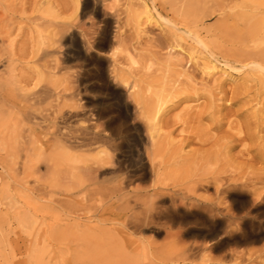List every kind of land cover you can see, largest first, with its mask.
<instances>
[{"label": "rangeland", "instance_id": "1", "mask_svg": "<svg viewBox=\"0 0 264 264\" xmlns=\"http://www.w3.org/2000/svg\"><path fill=\"white\" fill-rule=\"evenodd\" d=\"M74 1L0 0V264H264V83L221 70L264 0Z\"/></svg>", "mask_w": 264, "mask_h": 264}, {"label": "bare ground", "instance_id": "2", "mask_svg": "<svg viewBox=\"0 0 264 264\" xmlns=\"http://www.w3.org/2000/svg\"><path fill=\"white\" fill-rule=\"evenodd\" d=\"M141 1H142L141 5L144 9L147 19L150 20V19L159 17L156 11V8L154 6V3L152 1L151 2H149L148 0H141ZM74 2H75V8H78L79 0H75ZM93 2L95 3V5L101 8V10L102 9L104 10V8L106 7V0H94ZM107 13L108 12H105V15H108ZM48 15H51V12L49 9H45L44 11H42L40 15V19L44 21L45 17ZM240 18L244 20L250 19L249 16L245 13H241ZM46 21L44 22V24L48 23ZM166 22H169V21H166ZM251 22L252 24L247 29V35H248L247 39L253 42V45L251 46V50H253L254 52L251 53L249 51L248 55L245 56V58L243 59L240 69L232 67L231 65H228L226 66L228 69L223 68L221 70L224 73H227L228 75H233L234 72L241 74V71L245 70L247 72H250L251 79L254 77L255 79L259 80L261 83H264V49L259 48V45L264 43V18H260L255 14L252 16ZM169 24L172 25L171 29L176 27L174 24H172V22H169ZM51 26L52 28H54L56 25L51 24ZM52 28L49 29V32H48L47 27L42 29L39 23L36 24L35 32H36V37L39 41L38 43L39 46L36 48L35 53H34L35 59L45 57L49 55L50 53L54 52L53 49L49 48L51 47L52 43L57 41L55 38L57 33L52 32ZM98 33L99 35H102L107 38V33H106V29L104 25L98 28ZM174 34L179 35V36H183L184 34H186V36L189 37L192 40V42H195L196 44H199V45L206 46L203 40L196 33H193L189 28L184 27L180 31H175ZM46 41L51 42V45H48L47 48L43 49L42 44L45 43ZM82 41L84 42V40ZM208 64L209 65H206L205 67L206 69H215L218 67L212 61H209ZM79 75H80V71L78 70L75 72L74 77L78 78ZM0 92L2 95V99H6L12 106H16L18 104L17 103L18 96L15 95L14 93H11L5 87L1 89V84H0ZM35 94H37V91L32 93V95H35ZM164 105H165V101L162 99H158V101L153 105V107H151L149 111V117H147V119L150 125L148 126L150 138H152L153 135L157 134L159 131V128H157V124L159 120L158 118L164 109ZM117 133L118 132H115V130L113 133H110L109 135H102L100 133H97L93 135L92 137L79 138L78 140H76V142L78 143L79 146L80 145L90 146V145H95V144L107 143L109 144L110 147H112L114 146V143L112 141L113 136L114 134H117ZM144 155L150 165V161H151L150 154L145 151ZM127 178L126 179L121 178L118 181V183L114 185V187L111 188V191L116 193L117 191L124 189L126 186V182L128 183V181L130 180L129 178L128 179ZM228 216L230 217V219L236 218L235 215H233L232 213H229Z\"/></svg>", "mask_w": 264, "mask_h": 264}]
</instances>
